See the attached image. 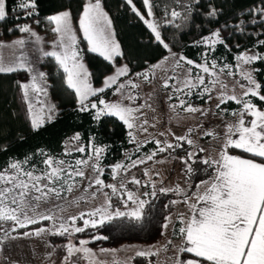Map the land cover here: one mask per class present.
<instances>
[{
	"label": "snow or ice",
	"instance_id": "snow-or-ice-1",
	"mask_svg": "<svg viewBox=\"0 0 264 264\" xmlns=\"http://www.w3.org/2000/svg\"><path fill=\"white\" fill-rule=\"evenodd\" d=\"M126 2L131 6V11L150 29L157 45L168 53L160 62L151 65L144 72L136 73V76L149 81V74L153 73L154 75L153 70L166 64L170 58L173 60V72L187 66L183 79H178L176 75H169L164 80L163 87H171L173 94L191 96L193 90L201 88V86H203L202 91L196 94L201 98L205 94H209L212 90L210 86L221 83L215 71L217 61L211 60L209 66V53H214L217 46H223L226 50L231 51L222 33L239 32L244 34L248 24H260L264 28V0H259L258 4L238 12L228 10L224 3L217 4L215 0H207L206 3L204 0H171V6L164 9L161 22L145 19V16L133 4V0H126ZM142 3L147 11V16L154 17V8L158 7L154 0H142ZM13 12L16 13L15 16L12 15ZM248 15L252 16V19H246L245 17ZM33 17H40L38 0H13L12 7L9 6L8 0H0V24L7 23L11 19L14 22L15 30L28 35L27 40L20 38L11 42L16 51L10 61L5 62L2 52H0V76L27 74V81L16 79L15 86L22 94L20 99L26 105L24 115L30 132L39 133L47 124L53 123L58 116L56 104L50 102L48 73L36 67L37 63H44L46 58H53L58 68L62 69V83L66 85L67 90L74 93L77 104L75 111L90 113L93 121L97 123L101 117H115L129 130L127 133L128 142L135 143L136 137L131 130L136 127L134 122L138 117L134 113L139 112L144 105L134 108L126 106L122 102L108 103L103 98L98 101H90L91 97H96L116 85L115 93L134 102L137 97L130 93L125 94L122 90L126 87L136 89L139 85L132 80L117 84L120 77L128 75L129 67L127 65L117 67L113 75L104 79L102 87L94 88L90 82L91 73L82 63L77 47L78 40L72 24L71 11L65 9L43 17L47 25L52 26L50 31L57 37L52 42L51 51L44 50L42 38L30 23L21 24L18 22L21 19L31 20ZM198 17L203 18L199 23L196 22ZM221 17H224L222 21ZM32 23L39 25L41 19H34ZM78 23L79 30L83 33V39L87 41L89 52L97 54L110 64H114L115 57L123 55L120 45L111 31L112 22L103 10L101 0H88L83 6ZM161 23L181 31L188 27L202 29L213 23L219 26L210 29L208 35L193 42L192 46L194 47L204 46L208 49L201 53L204 62L197 63L182 53L173 52L172 47L162 35ZM13 30V27L6 29L9 33ZM255 34L264 35V32ZM28 43L35 46L33 48V52L37 54L35 63L26 50ZM5 46L7 45L0 42V49ZM259 46H264V39L257 40L253 47ZM236 47L239 48L240 45L237 44ZM234 60L237 72L243 81H237V83L244 91L242 96L222 93L216 107L219 108L221 104L228 101H233L242 107L232 113V115H238L239 120L236 124L226 126V139L216 157L199 156V153L206 152L207 149L196 148L193 145V140L189 138L193 129L189 128L188 136H175V144L165 141L162 145L160 140H156L157 148L150 155L137 160H131L129 157L130 165L117 163L112 167L113 179H115L119 170L127 171L131 167L152 160L158 153L181 148L183 147L180 143L182 141L193 146L192 151H187L185 156L180 157L184 165L186 188H181L179 185L173 188L161 187L159 192L163 194L172 192L178 197H182V199L170 200L165 208L184 203L188 207L190 215L186 218L183 213L178 214L181 225L178 230L171 215L165 216L162 227L168 229L170 224L173 225V235H178L182 240L177 249L178 253L192 254L201 259L185 257L184 260H181L176 258L173 264H202V261L207 264H264V110H261L252 100V98H256L264 102V95L261 94L264 91V86L257 81L254 75L260 69L252 67L258 61L264 62V54L251 52L249 49L235 54ZM193 69L198 71L194 73ZM232 69L231 64L225 63L220 68V72L227 70L228 75H235L236 73ZM205 74L212 77L207 84ZM169 80H175L176 83L170 85ZM222 87L226 86L222 85ZM172 98L170 95L169 100ZM177 99H179V105L169 106L173 112L179 107L187 113L200 112L202 115L204 114L201 109L193 107L191 104L186 105V101L180 99L179 95H177ZM148 106L150 107V105ZM247 116L252 119H246ZM147 123L145 120L140 125L144 132H147V128L144 126ZM204 135L215 137V134L210 131L205 132ZM24 139L23 135L17 136L18 141L22 142ZM81 139L80 132L74 133L64 142V150L59 155H53L44 148H37L34 152L24 154L22 158L14 155L7 156L0 164V232L3 233V237H0V244H3L5 240L18 238L12 236L11 233L17 232L19 229H27L29 225H35L41 221H52L53 228L40 227L33 231H24L22 235L38 237L46 231L51 235H65L72 232L81 233L89 227L97 228L122 218L134 220L137 223L144 220L146 206L150 201L136 196L123 184L120 185V189L127 197L124 200L121 196L124 207L128 209L129 202L133 207L126 211H121L119 208L112 210L111 195H118L120 190L113 184H105L100 178L104 171L100 167V160L108 146L97 145L94 135L89 136L87 144H80ZM69 144H73V148H69ZM9 146V143H0V154L7 153ZM136 150L139 151V145ZM230 150H240L242 153L248 154V158L231 154ZM73 151L81 154L87 151V158L65 159V157L72 156ZM195 165L203 167L198 168ZM89 166L94 173H97L95 178L86 177L85 169ZM201 174L207 176V179H200L198 183H194L193 178ZM144 175L148 176L149 172L145 170ZM85 179L88 183L84 191L87 193L89 189H95L91 193L93 199L104 188L111 189V195L104 192L106 197L104 205L88 212H81L79 216H71L69 224L66 225L62 221L59 227H56L55 213L51 209L45 213L40 212L41 204L49 203L52 199H61L65 193H71ZM129 182L141 185V181L135 177H132ZM143 186H150L152 189L150 192H144L143 196L151 198L157 196L156 183L151 178ZM78 219L83 221L82 227L76 226ZM161 234L163 235V233ZM95 239H107V237L96 236ZM171 243L172 241L169 240L168 244ZM87 244L86 240L80 241V247L69 244L67 249L69 256L76 253H82L86 259L89 256H94L92 250L85 247ZM164 250L167 251L166 246ZM100 251L102 253L115 252L114 249H101ZM158 254V251L149 249L138 250L135 255L147 258ZM113 264H121V262L114 260ZM124 264H128V262H124Z\"/></svg>",
	"mask_w": 264,
	"mask_h": 264
},
{
	"label": "trees",
	"instance_id": "trees-1",
	"mask_svg": "<svg viewBox=\"0 0 264 264\" xmlns=\"http://www.w3.org/2000/svg\"><path fill=\"white\" fill-rule=\"evenodd\" d=\"M40 7V17H33L31 20L23 19L18 22L29 23L34 19H41L38 25L39 29L50 38L53 32L47 29V23L43 20L46 15H51L57 11L69 9L75 22L78 21L82 13L86 0H38ZM104 8L110 15L116 38L120 45L122 56L115 57L114 64H110L99 57L97 54L91 53L88 49L83 50V56L90 69V79L95 85L101 84L105 76L113 71L115 65L126 62L130 71L128 75L145 70L150 65L167 55V51L158 46L154 41L150 29L131 11V6L126 0H102ZM207 0H204L206 3ZM217 4L224 3V6L230 11H240L252 7L259 3V0H215ZM133 3L141 10H144L142 0H133ZM158 7L154 8V13L159 22L162 21L165 7L171 6V0H154ZM10 7L13 6V0H8ZM202 4V8H203ZM16 15L15 12L12 13ZM246 19H252L248 15ZM203 18L198 17L197 23ZM224 17H221V21ZM257 19H259L257 17ZM218 24H211L202 29L188 27L186 30H177L172 26L161 23L162 35L166 38V42L170 44L173 50L181 52L183 55L196 62L203 63L201 53L208 51L204 46L194 47L193 42L199 40L202 36L209 34L210 29H215ZM8 27H13L11 33L7 32ZM18 30L14 28V22L9 19L7 23L0 24V36L11 37L18 34ZM264 32V28L260 24H248L244 34L239 32H224L222 35L226 38V43L231 51L226 50L223 46H217L214 53H209V64L215 59L217 65L223 66L225 63L234 65V55L246 49L252 48L257 40L264 39V35H256L255 33ZM240 47L237 48L236 45ZM259 53L264 54V46L257 47ZM259 68L260 71L255 73L258 81L264 86V62H256L252 65ZM43 68L48 73L49 96L56 104L58 116L51 124H47L39 133H32L28 128V122L24 115L20 99L19 91L15 86V80L27 76V74H12L10 76H0V143H9L7 153L0 154V164H2L7 156L23 157L24 154L34 152L37 148H44L53 155H59L64 150V142L76 132H80L84 144H87L90 135L95 136L97 145L108 146L101 159V165L104 168V177L106 180L111 179L112 167L124 159L127 150L133 143H129L128 129L122 122L115 117H101L97 123L93 121L90 113H79L75 111L77 108L74 93L67 90L66 85L61 81L62 69H59L53 58H46ZM112 88L107 89L103 94L105 96L112 94ZM264 95V91L261 92ZM205 98H197L195 95L190 100L194 103L205 101ZM253 102L264 110V102L256 98H252ZM230 108H236L238 105L233 101H228ZM94 112V110H93ZM18 135H23L25 139L21 142L17 140ZM152 148H156L154 142H148L142 145L139 151H135V157L144 153H148ZM242 153L240 150H233ZM248 155V154H247ZM202 177V174L194 178V183ZM178 196L172 192L168 194L157 192L155 198H149V205L146 206L145 218L137 223L134 220L122 218L106 223L97 228H87L84 232L78 233V237H89V244L93 247L117 248L124 244L141 243L152 244L164 235L162 227L165 222V216L170 215L175 206L165 208L170 200L177 199ZM45 224L42 221L35 225H29L27 229H19L17 232H24L30 229L38 228ZM163 233V235L161 234ZM96 236L107 237V239H95ZM51 242H62L68 240V235H51ZM135 264H144L145 258L139 257Z\"/></svg>",
	"mask_w": 264,
	"mask_h": 264
},
{
	"label": "rangeland",
	"instance_id": "rangeland-1",
	"mask_svg": "<svg viewBox=\"0 0 264 264\" xmlns=\"http://www.w3.org/2000/svg\"><path fill=\"white\" fill-rule=\"evenodd\" d=\"M88 0H86V3ZM85 3V4H86ZM134 4V3H133ZM135 5V4H134ZM101 6L103 10L107 13L109 19L110 15L107 10L104 8L103 2L101 0ZM136 6V5H135ZM136 8L145 16V19L155 20L157 22L158 19L154 13V17H148L147 11ZM79 20V19H78ZM72 21H74V30L76 31L77 40H78V50L80 51L82 57V63L88 69V64L83 56V50L88 49L87 41L83 39V33L79 30L78 21L75 22L72 16ZM112 22V21H111ZM31 25H35V23L29 22ZM37 25V24H36ZM47 29H49V25H47ZM111 31L114 33V38L118 42L115 31L113 28V24H111ZM38 32L42 35L43 39L46 40L45 35L38 29ZM11 37H3L0 36V42L3 41L5 45H9L11 43ZM56 35H53L48 39L49 44H43V48L46 51L52 50V42L56 40ZM11 41H10V40ZM9 40V41H8ZM9 42V43H8ZM47 42V40H46ZM119 43V42H118ZM251 52H259L257 47L249 48ZM246 49V50H249ZM244 50V51H246ZM242 51V52H244ZM173 52L181 53L179 51L173 50ZM251 54V53H250ZM36 53L31 51L29 54L30 58L35 63L36 61ZM168 55V53H167ZM165 55V56H167ZM163 58V57H162ZM161 59L156 61L153 64H157ZM199 63V62H197ZM39 64V63H37ZM36 67L41 70V67ZM152 64V65H153ZM173 60L170 58L166 64H163L160 68L154 69L153 73H150V80L145 81L142 77H137L136 73L144 72L150 68H146L145 70L134 73L133 75H127L120 77L117 81V84L126 83L128 80H132L136 84L139 85L136 89H131L130 87H126L122 90L125 94H131L136 96L137 99L133 102L128 99H125L119 93H115L116 85H113L112 94L105 96V94L100 93L96 97H91L90 101H98V99L103 98L108 103L122 102L126 106L130 107H139L140 105H144V107L140 108L139 112L134 113L138 119L134 122L136 127H134L131 131L136 137V142L133 143L132 147L127 150L124 159L120 162L124 165H130L131 161L128 159L131 157V160H137L145 158L147 155H150L156 148H152L150 152L144 153L138 157L133 156L137 146L139 145V149L142 145H145L148 142H154L156 140H160L162 145L165 141L175 144V136H188V129H193L190 139L193 140V145L196 148H205L206 152L199 153V156L204 157L211 155L212 157H216L218 152L216 153V149L223 145L226 139V126L229 124H236L239 120L238 115H232V113L239 108L241 105H238L236 108H230L227 104H221L219 108L216 105L219 103V98L221 94L232 95L235 94L237 96H242L244 89L239 86L237 81H242L241 76L237 72L235 67L236 63L233 66V72L235 75H228L227 70L224 72H220V68L222 66L217 65L216 73L219 77L221 83L216 84L211 87V92L209 94H205L203 97L205 101L202 102H192L190 101L193 96L197 98H201L196 93L202 91V87L193 90V95L184 96L183 94H173V90L171 87L164 88L163 83L164 80L169 75H176L178 79H183V75L186 71L187 66L184 68L176 69L175 72L172 70ZM127 65L126 62H122L119 65H115L112 72L107 74V76L113 75L117 67H121ZM210 66V64H209ZM248 67V66H245ZM253 67V66H252ZM45 71V70H41ZM196 69H193L195 73ZM255 75V74H254ZM256 77V75H255ZM104 78V79H105ZM28 76L22 79V81H27ZM212 79L207 74H205V82ZM257 79V77H256ZM104 81V80H103ZM103 81L101 84L95 85L92 83L94 88H99L103 86ZM258 81V79H257ZM169 84H175V80H169ZM259 82V81H258ZM226 86V87H222ZM115 93V94H114ZM21 93H19V99L21 97ZM172 95V99L169 100V96ZM177 95H179L180 99H184L187 104H191L193 107H197L202 110L203 115L200 112L197 113H187L182 108L177 107L176 111L173 112L170 109V105H179V99H177ZM211 97V98H209ZM50 102L53 103V100L50 98ZM20 103L23 111H26V105L23 104L20 99ZM150 105V107L148 106ZM185 105V106H186ZM258 106V105H257ZM259 107V106H258ZM260 108V107H259ZM246 119H252V117L247 116ZM147 120V124L144 125L147 128V132L141 130L140 125ZM154 125V126H153ZM129 131V130H128ZM213 132L215 137L205 136V132ZM164 133V135H161ZM74 135V134H73ZM72 135V136H73ZM70 136V137H72ZM68 137V138H70ZM68 138L66 140H68ZM80 144H84L82 141ZM182 143L183 147L177 148L174 151L168 150L163 153H158L152 160L146 161L144 164H139L136 167H131L127 171L119 170L115 175V179H113V173H111V179L108 181L103 176L100 178L104 181L105 184H113L120 190L118 195H111V189L104 188L102 192L97 193L96 197L93 199L91 193L95 191V189H89L86 193L84 188L86 187L88 181L87 179L83 180L80 185L73 189L71 193H65L61 199L56 200L52 199L49 203L41 204L39 211L42 213L47 212L49 209L55 213L57 219L55 220V226L59 227V224L63 221L67 224L70 223L69 217L71 216H79L81 212H88L94 208L100 207L105 204L106 197L104 196V192H107L111 195L112 199V210L119 208L121 211H126L133 207L132 203H128V209L124 207L121 196L124 200L127 199L126 195H123V190L120 189V185L123 184L127 188V190L132 191L136 196L142 199H149L150 197L143 196V193L146 191H151V187H144L143 185L149 182L151 178L152 181L156 183V191L158 192L161 187L164 188H173L179 185L181 188H186V177L184 175V165L180 157L186 155L187 151H192L193 146H189L186 142ZM73 144H69V148H73ZM101 146V145H99ZM75 158H87V151L84 154L73 151L72 156L65 157V159L73 160ZM91 163V162H90ZM100 167L101 165L100 160ZM195 167L202 168V165H195ZM104 170V168H103ZM147 170L149 172L148 176L144 175V171ZM159 173V175H157ZM86 177L95 178L97 173H94L92 168L89 166L85 169ZM135 177L141 181V185H135L130 183L129 181ZM195 178V177H194ZM193 178V179H194ZM177 199H182V197H178ZM59 205V207H56ZM180 205V203H178ZM176 207V205H175ZM172 219H175V214L171 215ZM62 218V220H61ZM87 218V217H85ZM42 222V221H41ZM10 226V225H6ZM76 226H83L82 220L76 221ZM170 226L168 229H165V240L167 239L170 233ZM45 229H52L53 222L45 221V224L42 226ZM38 227V228H40ZM90 228V227H89ZM36 229V228H34ZM34 229H30L27 231H33ZM23 232H14L11 233L12 236L18 237L17 239H9L5 240L3 244H0V264H113L114 260L120 261L121 264L124 262H128V264H135L139 257L135 254L138 250H149L158 251V255L150 256L145 258L146 261L144 264H159V262L163 259L165 254V250L162 247V242H156L152 244H141V243H132V244H124L117 248H108V247H93L89 244V237H78V233L72 232L68 235V240L62 242H51V234L49 232H45L41 236H23ZM0 237H3V233L0 232ZM86 240L88 244L85 247L92 250L94 256H89L87 259L84 258L82 253H76L74 255L69 256L68 254V245L72 244L76 247H80V241ZM164 240V241H165ZM101 249L115 250V252H101ZM144 258V257H143Z\"/></svg>",
	"mask_w": 264,
	"mask_h": 264
},
{
	"label": "crops",
	"instance_id": "crops-1",
	"mask_svg": "<svg viewBox=\"0 0 264 264\" xmlns=\"http://www.w3.org/2000/svg\"><path fill=\"white\" fill-rule=\"evenodd\" d=\"M72 24H73V28H74V21H72ZM31 26L38 33V35L42 38L43 44H46V43L49 44L46 35L44 34L47 42H46V40L43 39L42 35L38 32V29H39L38 25L35 24V25H31ZM20 38H23V39L27 40L28 39V35L18 32V34L11 36L10 39L14 41V40L20 39ZM1 42H3V41H1ZM34 47L35 46L33 44H31V43H28L26 45V50L28 51L29 54L31 53V51H33ZM14 51H16V49L14 48V46H12V43H9L8 46H5L2 49H0V52H2L3 59L5 60V62H8V61L11 60ZM37 66L41 67V70H44L43 63H39V64H37ZM89 72H90V69H89ZM233 138H236V137H233ZM221 147H222V145H220V147L216 149V153L220 151ZM230 153L231 154H235V155H241V156H243L245 158H248L247 154H241V153H238V152L233 151V150H230ZM200 179H207V176L202 174V177L199 178L198 181L195 182V183H198ZM194 190H195V188L193 187V191ZM193 202H195V201H193ZM180 213H183L186 218L190 215L189 209L184 203H180V205L177 204L176 207L174 208L173 212L170 214V215L175 214V219L173 220V222L175 223L177 230L181 226L180 223H179V220H178V214H180ZM164 232H165V229H164ZM166 238L167 239L165 240V233H164L162 239L157 241V242H162V247L163 248H165V246L167 247V251L165 252V254L163 256V259L159 262V264H173V262H174V260L176 258H179L181 260H184L185 257L190 258V259H198V260L201 259V258L194 257L192 254H183V253H178L177 252V249L181 245L182 240H181V238L178 235H175V236L173 235V225L170 226V233H169L168 237H166ZM169 240L172 241L171 244H168ZM202 264H207V262L202 261Z\"/></svg>",
	"mask_w": 264,
	"mask_h": 264
}]
</instances>
